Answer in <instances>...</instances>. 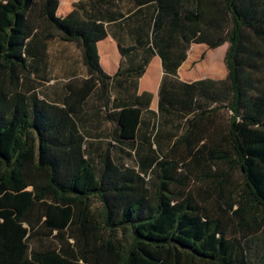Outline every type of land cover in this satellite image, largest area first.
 Here are the masks:
<instances>
[{"label": "trees", "instance_id": "trees-1", "mask_svg": "<svg viewBox=\"0 0 264 264\" xmlns=\"http://www.w3.org/2000/svg\"><path fill=\"white\" fill-rule=\"evenodd\" d=\"M158 1L156 25L166 14ZM57 5L0 0V264H264V0H189L187 41H227L228 75L189 84V104L179 103L229 110L225 146L208 159L163 155L149 172L115 163L109 148L96 164L85 155L74 112L97 82L108 98L96 46L106 30L75 9L58 16ZM34 32L80 47L90 77L78 104L40 96L26 55ZM139 98L148 105L151 94ZM140 114L109 117L132 139ZM189 181L201 187L189 192ZM15 183L30 187L29 199L2 203ZM209 198L218 213L202 205Z\"/></svg>", "mask_w": 264, "mask_h": 264}, {"label": "crops", "instance_id": "crops-1", "mask_svg": "<svg viewBox=\"0 0 264 264\" xmlns=\"http://www.w3.org/2000/svg\"><path fill=\"white\" fill-rule=\"evenodd\" d=\"M166 1L162 5L166 14L156 25L158 0H58V16L75 9L106 30L96 46L101 68L111 76L108 98H104L97 82L74 112L84 137L85 155L94 164L99 152L109 148L115 163L149 172L163 155L180 162L208 159V150L225 146L221 136L226 130L220 123L230 117L229 110L189 112L179 101L185 99L189 104L188 85L195 81L227 78L225 55L229 43L215 47L207 42L189 43L185 37L189 0ZM121 47L128 50L123 53ZM202 53L204 59L193 64ZM26 55L40 96L57 104L71 99L78 104L90 73L76 42L56 35L44 38L34 32L27 40ZM145 92L151 94L148 105L139 98ZM139 106L134 137L121 138V126L109 113Z\"/></svg>", "mask_w": 264, "mask_h": 264}, {"label": "rangeland", "instance_id": "rangeland-1", "mask_svg": "<svg viewBox=\"0 0 264 264\" xmlns=\"http://www.w3.org/2000/svg\"><path fill=\"white\" fill-rule=\"evenodd\" d=\"M203 57H204V54L202 53V55L199 58H197L196 60L193 61V64H196L197 62L202 61L204 59ZM234 177L237 178V180L239 179L237 172L235 173ZM199 187H201V185L199 183H197L196 181H193V182L189 181V192L194 193L198 190ZM29 192H30V187H28V186H22L21 185V187H19V185H17L16 183L13 185H9L8 187L5 188V192H4V198L7 201L4 200L2 203H6V202H8V200H15L16 201L19 194L21 196H23L24 200H28L29 196H30ZM7 196H8V198H7ZM203 199H206V198L203 197ZM0 203H1V199H0ZM202 205H205L206 207L210 208V210L213 211L214 213H218L216 205L212 199L209 198V199H207L206 202L202 201ZM231 228L232 227L228 228L227 236L233 235V231L231 230Z\"/></svg>", "mask_w": 264, "mask_h": 264}]
</instances>
